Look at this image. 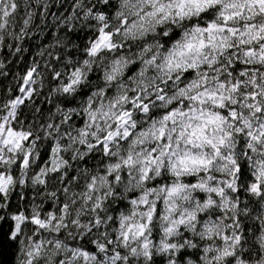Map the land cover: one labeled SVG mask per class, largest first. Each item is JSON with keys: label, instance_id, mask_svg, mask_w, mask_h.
Listing matches in <instances>:
<instances>
[{"label": "snow or ice", "instance_id": "snow-or-ice-1", "mask_svg": "<svg viewBox=\"0 0 264 264\" xmlns=\"http://www.w3.org/2000/svg\"><path fill=\"white\" fill-rule=\"evenodd\" d=\"M128 2L0 0V78L24 65L0 96V257L192 264L215 239L242 264L217 218L264 202V0H148L146 27H114ZM164 21L163 54L129 67L126 42Z\"/></svg>", "mask_w": 264, "mask_h": 264}, {"label": "clouds", "instance_id": "clouds-1", "mask_svg": "<svg viewBox=\"0 0 264 264\" xmlns=\"http://www.w3.org/2000/svg\"><path fill=\"white\" fill-rule=\"evenodd\" d=\"M141 9L145 12L151 10L148 5V0H129L128 5L123 9V16L116 17L109 21V23L114 27L119 26V21L126 17L129 23L136 25L137 28L145 26L139 18ZM169 24V21H164L163 23L158 24L155 29L149 30L147 36H143V33H140L137 38L130 43L126 42L125 49L120 53V57H125L128 61L129 67H131L133 63L139 64L143 59H150L157 51H161L163 54L162 49L155 46L157 42H164V36L160 32V29L163 28L165 31L169 32V34H171L173 29L180 30L178 25H172L169 27ZM141 36H143V39H141ZM148 37H151V39ZM121 40L123 41V32L121 33ZM170 44L171 42H169V46ZM148 45H152L153 47L150 51L145 52L144 48ZM115 58L116 57L113 55L105 54L104 60L107 65H111ZM97 67H100V65L98 64ZM133 75L135 76V73H133ZM105 103H107V101H105ZM261 150H264V142H261ZM242 162L243 158L241 157L239 158L238 163ZM248 165L250 174L256 173L258 175V167L251 159L248 160ZM216 178L230 179V177H227L226 173L223 172L217 173ZM255 179L256 175L253 176V181H255ZM253 181H250L249 183L251 184ZM259 182L264 184V177H261ZM244 193L243 197H237L239 203H247L249 197H251L253 201H259V197L251 193L249 190L245 189ZM230 195L235 196L236 193L230 194L228 190L225 189L224 197L222 199L217 198L218 204L216 211H220L221 208L227 209L229 207L226 201L230 198ZM184 207L185 205L181 204L180 210ZM254 207L255 204H250L244 209L239 206L232 207L230 212L224 211L217 218L220 238L223 237L226 231L231 233V228L229 227L230 223L236 225L241 236V243L236 246L235 251L238 255L235 259L241 261L242 264H264V202H260V207L256 211H253ZM245 229L247 232L246 235ZM210 245L220 248L221 252L216 253L209 251L203 254L202 260L193 259L192 264H228L229 258L223 255L227 246L218 243L215 239L212 241H200V246L202 248H207ZM248 253H250V255H246ZM233 264H235V261H233Z\"/></svg>", "mask_w": 264, "mask_h": 264}, {"label": "trees", "instance_id": "trees-1", "mask_svg": "<svg viewBox=\"0 0 264 264\" xmlns=\"http://www.w3.org/2000/svg\"><path fill=\"white\" fill-rule=\"evenodd\" d=\"M29 62L31 60V57L28 58ZM24 68V65L22 63L16 62L9 66L8 72L9 75L7 78H0V96L6 95V89L11 86L15 87V84L13 83L12 74L21 72ZM0 264H15V251L9 250V252L4 255L3 257H0Z\"/></svg>", "mask_w": 264, "mask_h": 264}]
</instances>
